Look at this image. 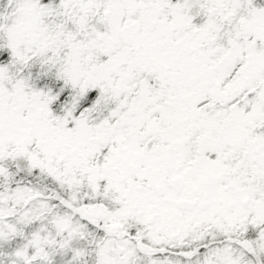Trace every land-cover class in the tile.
<instances>
[{
  "label": "snow or ice",
  "instance_id": "obj_1",
  "mask_svg": "<svg viewBox=\"0 0 264 264\" xmlns=\"http://www.w3.org/2000/svg\"><path fill=\"white\" fill-rule=\"evenodd\" d=\"M0 264H264V0H0Z\"/></svg>",
  "mask_w": 264,
  "mask_h": 264
}]
</instances>
